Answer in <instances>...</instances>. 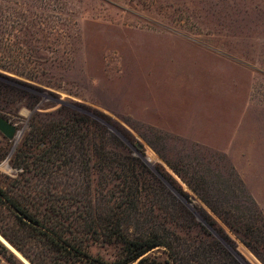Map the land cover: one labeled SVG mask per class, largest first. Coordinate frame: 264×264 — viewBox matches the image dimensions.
<instances>
[{"label": "rangeland", "instance_id": "1", "mask_svg": "<svg viewBox=\"0 0 264 264\" xmlns=\"http://www.w3.org/2000/svg\"><path fill=\"white\" fill-rule=\"evenodd\" d=\"M0 115V184L46 196L93 258L118 256L124 209L172 243L151 261L264 264L241 239L264 258V0H0ZM0 208L36 260L83 264Z\"/></svg>", "mask_w": 264, "mask_h": 264}, {"label": "trees", "instance_id": "2", "mask_svg": "<svg viewBox=\"0 0 264 264\" xmlns=\"http://www.w3.org/2000/svg\"><path fill=\"white\" fill-rule=\"evenodd\" d=\"M66 130V135H69L70 130L67 128ZM56 145L57 147H61V144ZM102 147L105 148V145H102ZM123 158L126 160H136L144 169L147 168V164L140 158H135L132 156H123ZM133 176L135 178L137 177L135 174H133ZM14 180L20 182L18 177ZM17 187L20 188L18 185ZM138 193L139 191H137L135 199H139ZM43 199L45 200L47 197L34 192H30L27 196L19 193L16 195L11 194L10 190L0 184V205H4L8 209L7 212L12 215L14 229L16 231L34 233L38 236L36 238L40 243L43 245L50 244L56 252H60L63 254V256L65 255V257L68 258V261L75 256H79V259L83 264H133L136 261L137 264H162L161 262L151 261V258L148 255L145 256V254L158 246H165L171 255L174 256L172 251V243L169 240L163 239L156 233L153 234V236L136 234L134 231H132L130 226L122 224L121 213L125 211L123 209L119 212L115 211L112 213V220H109V223H111L112 226L107 228L106 234L108 237V240H106L107 243L119 248L118 256L112 261H106L102 258L95 259L89 254V252L85 250V248H89V244L83 242V240H74V237H68L67 235L71 232L70 228L61 223H55L54 215L57 216L56 220L63 217V210L56 208L51 203H43ZM125 201H127V198ZM5 212V210L0 208V234L18 251L23 253L32 264H42V262H39L30 254H28L25 248L26 246L21 244V242H17L13 236L8 234L3 225H1V221L7 217ZM222 219L226 224L229 225V220L227 218L222 216ZM9 226L10 225L6 227L9 228ZM234 229L236 232H238V228ZM241 232L249 233L248 230H241ZM241 239L247 245V247H249L255 253V255H259L258 257L261 260L263 259L262 261L264 262V258L260 256L254 243L249 241L247 238L241 237ZM214 244L217 245L215 242ZM175 255L177 254L175 253ZM230 255L232 259H234L233 255ZM168 263L171 264V261L169 260ZM0 264H23L17 254L1 240Z\"/></svg>", "mask_w": 264, "mask_h": 264}, {"label": "water", "instance_id": "3", "mask_svg": "<svg viewBox=\"0 0 264 264\" xmlns=\"http://www.w3.org/2000/svg\"><path fill=\"white\" fill-rule=\"evenodd\" d=\"M0 131L9 139H13L17 133V127L9 120L5 119L3 116L0 115ZM0 240L5 245H7L13 252L18 254L26 262V264H32L14 246H12L1 234H0Z\"/></svg>", "mask_w": 264, "mask_h": 264}]
</instances>
